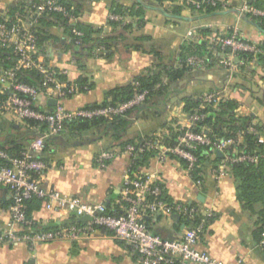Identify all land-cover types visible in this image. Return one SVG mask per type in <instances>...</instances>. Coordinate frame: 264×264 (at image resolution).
<instances>
[{
  "label": "crops",
  "instance_id": "crops-1",
  "mask_svg": "<svg viewBox=\"0 0 264 264\" xmlns=\"http://www.w3.org/2000/svg\"><path fill=\"white\" fill-rule=\"evenodd\" d=\"M35 0H0V19L11 17L19 8H26ZM118 3L125 9L139 10L136 14L118 16L112 14L109 6ZM227 10L206 17L199 11L183 7L180 16H166L163 11H171L174 5L169 1L156 3L155 0H75L80 7L75 24L88 25L99 30L97 37L111 39L109 50L104 56H88L82 52L77 57L64 46L68 41L61 24L40 26L44 41L38 45V58L46 66L55 70L67 71V80L74 83L79 77H86L93 88L84 93L61 100L65 109L73 111L88 105L101 103L110 90L133 84L140 73L156 64L150 44L141 40L149 37L155 45L153 49L162 56L165 64L179 67L180 51L186 43H196L202 31L239 30L246 41L264 43V31L237 14L242 0H223ZM19 9V10H18ZM18 10V11H16ZM11 12H15L11 14ZM114 17V19H112ZM110 21L120 23L113 26ZM125 25H131L123 30ZM138 46V48H136ZM103 48L96 50L102 51ZM101 53V52H100ZM251 65H237L236 71H228L219 64L209 68L190 69L183 79L170 83L162 79L165 87L153 99L144 100L139 106L129 110L130 125L127 137L145 139L169 132L175 126L185 125L184 97L199 98L213 92H221L223 100L241 101L242 91L250 90L256 94L251 106L239 105L234 111L236 117H252V125L264 145V66L257 60ZM82 65V67H80ZM0 69H2L0 65ZM47 95H40L35 109L40 112L51 111L56 104ZM56 101V100H54ZM14 126L37 134L35 127H27L25 119L0 109V142ZM235 144L241 145L243 139L236 135ZM222 158L215 157L202 165L200 184L190 172L175 159L164 162L150 159L139 168L143 174L155 178L164 187L166 197L177 203H190L212 213V219L205 234L201 237L198 249L207 252L223 264H264V250L254 237L257 216L244 209L237 200L236 182L231 176L229 165L224 164V153L234 145L225 140ZM102 150L119 152L113 140L103 130L91 129L82 133L70 134L63 131L60 136L50 139L44 148L42 158L48 165L44 186L62 193L80 197L87 203H103L109 209L116 208L126 171L130 166V156L122 154L99 169L95 164L96 155ZM219 158V157H218ZM138 170V169H137ZM10 199L5 188L0 187V226L9 223L8 209ZM257 213L261 206L255 205ZM42 225H64L67 219L50 215L42 204L31 215ZM149 227L164 239H177L183 228L178 218L149 219ZM0 264H137L136 258L111 233L96 230L76 241L57 240L36 245L29 249L25 244L0 245Z\"/></svg>",
  "mask_w": 264,
  "mask_h": 264
},
{
  "label": "built area",
  "instance_id": "built-area-1",
  "mask_svg": "<svg viewBox=\"0 0 264 264\" xmlns=\"http://www.w3.org/2000/svg\"><path fill=\"white\" fill-rule=\"evenodd\" d=\"M251 1L253 0H242L236 9L237 14L249 22L263 20L264 8L252 5ZM169 3L182 7L191 6L196 11L202 9V4L216 8L219 3L220 12L227 10V3L223 0H204L202 3L196 0H172ZM51 13L62 14L69 23L76 20L58 0H39L11 17L0 19V49L11 50L17 58L14 67L0 69V96L3 97L0 99V109L11 112L20 119H34L40 123L34 128L37 137L20 155L11 156L0 150V187L5 188L10 199L9 223L6 227L0 226V245L23 243L33 249L36 245L57 240L76 241L100 229L111 233L114 239L123 243L136 258L137 264H223L198 249L212 213L194 204L167 201L164 199L165 189L157 179L141 173L139 169L131 171L135 156L146 151L153 152L154 158L159 162L166 161L171 155L176 156L183 159L192 170L196 163L192 151L197 146L212 144L209 129L203 127L200 133L194 130L196 123L204 119V115L187 114L185 125L173 127L177 134L174 144H170L171 137L165 132L142 139L137 147L129 145L119 152L102 150L96 155L95 164L99 169L106 168L119 155L130 156V166L116 201L117 214L108 212L103 203H87L80 197L44 186V177L48 171L47 163L42 160L44 145L61 135L64 123L79 118L103 117L111 120L139 106L146 96V92L135 93L132 99L114 107L79 108L73 111L65 109L60 102L77 94L74 83L58 78L59 74L67 77V71L46 66L38 58V19ZM73 33L76 37L82 36L80 31L73 30ZM201 41L206 43L207 53L215 55L218 64L231 72L236 71L238 64L251 65V61L263 53L259 44L246 41L237 29L213 31L207 37L196 40V43ZM76 44L80 46L79 41ZM206 59V55H191L186 59V65L192 69H203ZM21 69L39 72L42 75L41 86L32 87L18 82L16 75ZM40 95L56 100L53 110L40 112L35 109ZM222 97V93L218 91L203 95L199 109H216L223 100ZM249 131L258 134L253 127ZM215 147L218 152L223 153L224 142ZM245 162L256 163L257 158L238 152L234 157L225 156L223 161L227 165ZM197 183L200 184L199 181ZM32 199L40 201L50 215L67 219L68 223L51 230L40 229L41 223L36 222L32 216H26V203ZM160 218H178L183 221L184 226L177 239L162 238L145 221ZM70 219L73 221L69 222ZM259 245L264 250V234L261 235Z\"/></svg>",
  "mask_w": 264,
  "mask_h": 264
},
{
  "label": "trees",
  "instance_id": "trees-1",
  "mask_svg": "<svg viewBox=\"0 0 264 264\" xmlns=\"http://www.w3.org/2000/svg\"><path fill=\"white\" fill-rule=\"evenodd\" d=\"M39 0H35L32 3H37ZM75 0H58L67 13L77 17L79 14L80 7L74 5ZM166 1L172 0H155L156 3H163ZM202 3L204 0H196ZM31 3V4H32ZM251 4L258 7L264 8V0H253ZM30 5V4H29ZM139 10L134 11L133 9H125L115 3L114 1L110 4L109 10L112 14L118 16L132 15L136 14L142 16L143 6L141 3L137 4ZM191 9H194L191 6H188ZM183 7L173 6L171 11H163L166 16H180V12ZM219 3L214 7H210L202 4V9L199 10L201 14L206 17L214 16L219 11ZM21 9V10H19ZM19 12L22 11V8H19ZM16 10V11H18ZM195 10V9H194ZM15 12H11L13 14ZM40 26H49L51 24H61L64 27V31L67 34L68 41L65 44L66 49H70L73 54L77 57L78 63L79 59L82 58V52H87L88 56H104L109 57L110 55H100L102 52H107L109 50V43L111 39L107 37H97L100 33L99 30H94L91 26L81 25L75 23H69L68 19L62 14L51 13L48 16H41L38 19ZM259 30L264 31V19L260 21H251ZM110 24L113 26H119L120 23L110 21ZM131 28V25H125L123 30H128ZM39 28L36 30L37 37V47L42 44L44 41V33ZM73 30L80 31L82 33L81 37H76L73 33ZM202 37H207L211 34L208 30H203ZM143 41H147L150 44L149 50L143 49V52L153 53L156 57V64L154 67L147 69L146 71L139 74L133 84H127L123 86L116 87L106 93L104 100L99 104L88 105L83 107L84 109H95L102 108L107 106H116L121 103H125L132 99L135 93L146 92L145 99H153L155 95H159L165 90V87L162 85V79L168 80V82L173 83L178 80L183 79L185 74L192 69L186 65V59L191 55H206V68L218 64V60L215 55L208 54L206 51L207 45L205 42L198 43H186L182 50L180 51V56L178 58L179 67H172L165 64L160 53L153 49L154 42L149 37H144ZM76 41L80 42V46L76 44ZM262 54L257 56V60L264 66V43L259 44ZM99 48H103L102 51L97 52ZM138 48V46H136ZM247 56V54H243ZM17 58L12 53L11 50L0 49V65L2 69H8L15 66ZM82 67V65H80ZM58 78L60 80L66 81L67 77L59 74ZM16 79L18 82L26 84L32 87H39L42 84V75L35 70H25L21 69L17 75ZM76 93H84L93 88V85L89 83L86 77H79L75 82ZM70 95L68 97H71ZM241 101L235 99L230 100H221L216 109L211 107H206L204 109H199L202 105L201 97L193 98L191 96L184 97V111L188 115L194 113H199V115H204V119L198 121L195 125V132L200 133L201 128L205 127L209 129V137L211 138L212 144L207 146H197L196 149L192 151V154L196 158V163L192 170L188 168L187 163L176 156L171 155L170 159L177 160L180 164L187 169L188 172L192 175L194 180L200 181L202 165L206 163L210 157H215V161H220V158L217 157L216 145L225 141H233L234 145L232 148L224 153V156L234 157L238 152L248 154L257 158L256 163H237V164H228L231 170V176L236 182L235 192L237 200L243 205L244 209L249 211L252 214L257 216L255 222L254 237L259 242L261 235L264 234V145L259 140L257 134L251 133L249 129L251 127H256L252 125V117H236L234 111L238 108L239 105L251 106L253 102L257 101L253 97V93L250 90L242 91ZM3 97L0 96V99ZM129 111L125 112L122 115L113 117L111 120L103 117H95L92 119H75L74 121L64 123L63 131H68L70 134L73 133H82L91 129H100L109 136L113 142L114 146L119 147L120 150L124 149L127 146H135L142 141V139H137L135 137H127L126 131L130 125V120L128 119ZM27 127H36L40 123L34 119H25ZM44 128V127H43ZM42 128V129H43ZM62 131V132H63ZM169 135L171 137L170 144H174L177 134L174 133V130H169ZM236 135H240L243 139L241 145L235 144ZM37 137V134L24 130L21 126H14L11 128L10 132L4 137V140L0 142V150L8 153L11 156L20 155L28 145ZM147 139V138H146ZM46 144L44 145V148ZM237 151V153L235 152ZM155 155L153 152L146 151L141 154H137L132 161L131 171H136L137 169L146 166L150 159L154 158ZM225 158V157H224ZM44 160V159H42ZM167 201L169 200L165 197ZM40 204L38 200H30L26 203V216L31 217L32 211ZM259 204L261 209L256 213L255 205ZM108 212L112 214H117L116 209L107 208ZM73 219H70L69 222H72ZM149 224V219L145 220ZM59 225L48 224L40 225L39 228L42 230H51L55 229Z\"/></svg>",
  "mask_w": 264,
  "mask_h": 264
},
{
  "label": "water",
  "instance_id": "water-1",
  "mask_svg": "<svg viewBox=\"0 0 264 264\" xmlns=\"http://www.w3.org/2000/svg\"><path fill=\"white\" fill-rule=\"evenodd\" d=\"M51 104H56V101L52 100L50 101ZM217 157L222 158V154L220 152H217Z\"/></svg>",
  "mask_w": 264,
  "mask_h": 264
},
{
  "label": "rangeland",
  "instance_id": "rangeland-1",
  "mask_svg": "<svg viewBox=\"0 0 264 264\" xmlns=\"http://www.w3.org/2000/svg\"><path fill=\"white\" fill-rule=\"evenodd\" d=\"M253 97L256 98V94L255 93H253Z\"/></svg>",
  "mask_w": 264,
  "mask_h": 264
}]
</instances>
